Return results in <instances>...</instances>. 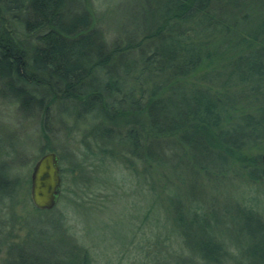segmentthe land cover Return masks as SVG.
<instances>
[{
  "label": "trees",
  "instance_id": "obj_1",
  "mask_svg": "<svg viewBox=\"0 0 264 264\" xmlns=\"http://www.w3.org/2000/svg\"><path fill=\"white\" fill-rule=\"evenodd\" d=\"M237 1L166 0L152 13L159 18L151 32L108 42L71 0H0V100L43 132L50 108L70 116V107H81L97 124L90 135L118 140L152 188L172 184L166 172L179 169L199 192L203 179L218 186L235 166L256 182L264 165L259 171L246 155L264 144V0L259 9ZM15 190L8 172L0 195L11 199ZM198 211L199 236H189L198 264H264V224L254 210L235 206L227 223ZM211 225L216 234H208ZM224 235L236 254L224 251Z\"/></svg>",
  "mask_w": 264,
  "mask_h": 264
},
{
  "label": "rangeland",
  "instance_id": "obj_2",
  "mask_svg": "<svg viewBox=\"0 0 264 264\" xmlns=\"http://www.w3.org/2000/svg\"><path fill=\"white\" fill-rule=\"evenodd\" d=\"M164 4L166 0L70 3L74 10L90 14L94 27L108 42L132 36L139 40L151 32L159 18L153 19L152 13ZM244 4L259 9L257 0L237 1L239 7ZM228 11L232 8H221L219 13ZM174 41L180 40L159 43ZM117 75L121 77V69ZM187 81L197 82L193 76ZM124 82L132 87L130 80ZM68 112L70 116L61 108H50L43 132L39 121L22 120L12 104L0 100V154H6L0 159V185L8 172L16 182L11 199L0 195V264H36L34 260L39 259L45 264H83V257L87 264H198L193 247L197 239L189 237L199 236L194 207L201 208L198 214L203 218L212 211L222 218L235 206L249 208L264 224V176L250 181L245 171L235 166L218 186L203 179L199 192L192 184L193 175L179 169L166 172L172 184L152 188L149 178L141 174V166L130 165L131 155L118 140L90 135L97 124L81 107H70ZM103 147L111 150L102 152ZM42 153L57 155L61 178L57 204L44 212L33 207L29 196L30 173ZM263 155L264 144L250 150L246 158L257 161L258 167L259 161L264 165ZM180 177L186 182L179 183ZM177 217L181 225L175 223ZM226 219L230 217L223 219L225 223ZM221 223L219 230L224 228ZM218 229L211 225L207 232L216 234ZM237 239L244 243L241 237ZM219 240L224 251L236 254L230 238L224 235Z\"/></svg>",
  "mask_w": 264,
  "mask_h": 264
},
{
  "label": "water",
  "instance_id": "obj_3",
  "mask_svg": "<svg viewBox=\"0 0 264 264\" xmlns=\"http://www.w3.org/2000/svg\"><path fill=\"white\" fill-rule=\"evenodd\" d=\"M264 164V155L261 157ZM59 158L54 153L41 156L30 173L29 196L33 207L40 212L52 210L60 195Z\"/></svg>",
  "mask_w": 264,
  "mask_h": 264
}]
</instances>
